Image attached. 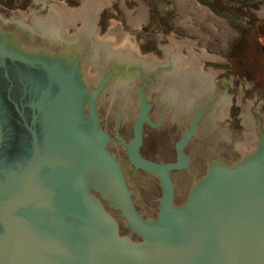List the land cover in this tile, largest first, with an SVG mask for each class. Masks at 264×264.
<instances>
[{"label":"water","instance_id":"obj_1","mask_svg":"<svg viewBox=\"0 0 264 264\" xmlns=\"http://www.w3.org/2000/svg\"><path fill=\"white\" fill-rule=\"evenodd\" d=\"M98 3L75 41L0 15L3 27L17 23L54 43L46 47L34 34L4 27L24 51L61 57L48 73L51 81L63 79L67 99L56 106L45 90L36 102L39 110L48 102L47 152L39 157L35 144L28 165L8 181L0 205V264H264V96L258 82L235 91L207 74L180 69V50L190 43L172 38L163 64L101 43L82 44L94 42ZM99 50L110 54V69L118 68L109 74L110 84L101 83L102 107L96 106L97 93L88 92L78 74L80 84L67 78L64 67L73 74L80 56L91 76ZM131 70L134 81L125 84L130 89L124 100L113 101L110 88L125 83ZM235 94L243 126L238 133L224 123L232 121ZM43 166L62 189L54 204L33 188L25 192L29 176ZM13 209L20 221L14 215L15 232Z\"/></svg>","mask_w":264,"mask_h":264},{"label":"rangeland","instance_id":"obj_2","mask_svg":"<svg viewBox=\"0 0 264 264\" xmlns=\"http://www.w3.org/2000/svg\"><path fill=\"white\" fill-rule=\"evenodd\" d=\"M94 1L0 0V15L33 25L41 22L47 29L73 37L83 21L79 18L67 21L68 16L62 15L59 18L62 22L53 24L51 12L58 11L56 6L87 11ZM109 3L99 8L98 20L94 18L91 31L94 40L103 42L101 39L107 36L117 48L127 43L128 38L137 49L138 57L154 64L164 63L170 52L167 49L173 46L172 39L189 42L197 58H201V54H207L208 58L201 59L199 64L189 63L184 60L190 56L187 49L181 48L180 69L210 74L235 91H245L258 82L264 96V0H111ZM20 13L24 16H19ZM95 27L101 30L100 34L93 31ZM111 49L115 50L113 46ZM148 56L149 59H145ZM231 103L229 118L232 121L225 119L224 123L238 133L243 126L240 125L242 118H237L241 108L235 106L236 94ZM259 113L264 115V107Z\"/></svg>","mask_w":264,"mask_h":264},{"label":"flooded vegetation","instance_id":"obj_3","mask_svg":"<svg viewBox=\"0 0 264 264\" xmlns=\"http://www.w3.org/2000/svg\"><path fill=\"white\" fill-rule=\"evenodd\" d=\"M0 27H2V29H0L1 205L3 197L8 190L9 179L13 175H18L28 165L35 151L34 145L36 144L37 146L39 157L45 156L47 152L48 132L45 126V114L48 111V102H45V106L42 110H39L36 104L37 100L42 96L41 93L45 90H49L50 93L48 95V101L51 103L56 101V106H60L61 103L64 104V102H67L65 101L67 99H65L64 95L61 93V86L63 84L61 80L63 79L51 81L50 75L48 73V70L53 66L52 61H60L62 60L61 57L49 55L46 53V51L43 53L27 52L24 51L21 46L15 45L13 42L15 37L7 34L8 31L6 32L4 27L15 28L18 31H24L25 33L31 34L27 32L26 28L19 26L17 23H5L4 27L2 25ZM83 31H79V33L74 35L71 40H79L83 34ZM99 31L100 34L101 30L99 29ZM32 34H34V37L38 39L43 46H50L51 43L54 44L53 42L49 43V41L37 33L32 32ZM100 43L103 44L100 41L98 42L97 39L94 40V42L91 39H84L82 44H85L89 47H92L93 45H99L98 47L102 48ZM95 54L94 60L96 64L94 66L98 68V71L94 72L91 76L87 75L85 71L86 68L82 65L81 58L79 56L76 58V67L73 74L71 73L72 71L67 68V66H64L66 69L65 76H69V78L73 77L71 78L72 81L78 82L77 77H75L78 74L80 79L79 82H82L83 85H85L86 90L88 92L91 90L93 92L95 91L94 93H97L98 99L96 101V106L102 107L101 102L106 100L102 99L103 92L100 89L101 83L103 81L109 83V74H112V72L116 74L118 68L113 66V68L110 69L107 62L110 60V54H107L105 50H99L97 53L95 52ZM33 55L39 57L40 61L38 62L34 60V58H31ZM104 70L106 73L105 76L103 74ZM132 70L128 76L125 75V83H123L121 86L117 84L116 81L113 83V87L110 88L112 89V94H107L109 97L112 96L113 101L124 100L127 91L130 89L125 84H130L134 81L133 76H131ZM142 73V69L138 68V75ZM116 79L117 77L115 80ZM105 103L108 104L109 99L107 102H104V104ZM105 106L110 108L111 104L110 106L109 104ZM97 112L99 113L98 117L99 123L101 125L104 123L103 117L100 120V114L102 112H100L98 108ZM53 113L56 114V111ZM62 114H64V112H62ZM104 114L107 116L110 115V109H106ZM118 124L120 125L119 121L117 122L115 129L119 128ZM53 179L54 178L50 173V169L47 166L39 167L35 169V171L29 176L27 184L25 185V192L33 188L34 192L40 191L44 193L47 199L52 202L51 204H54V201H52L53 197H55L57 193L60 195L59 192L62 189L53 185ZM15 208H17V205L14 207V209ZM14 209L9 220L15 232L16 225L14 221V215L15 220L19 223L20 221L17 219ZM3 233V227L0 223V242L3 237Z\"/></svg>","mask_w":264,"mask_h":264},{"label":"bare ground","instance_id":"obj_4","mask_svg":"<svg viewBox=\"0 0 264 264\" xmlns=\"http://www.w3.org/2000/svg\"><path fill=\"white\" fill-rule=\"evenodd\" d=\"M111 0H101L100 1V4L97 6V10H96V14H95V16H97V12H99L100 10H99V8H101V7H104V6H106V3H109ZM110 4V3H109ZM62 7V6H61ZM68 9V8H67ZM81 10V9H80ZM80 10H76V11H70L69 10V12H65V11H61L60 9H58V11L56 10V11H54V12H51V22L54 24V22L58 25V24H60L62 21L59 19V18H61V16L63 15L65 18H66V16H68V19H66L67 21H69V20H71V19H74V21L75 20H77L78 21V18H79V20H81V21H83V23L85 22V20H86V18L88 17V15H89V12H90V10H82V11H80ZM103 10V9H102ZM102 12V11H101ZM100 14V13H99ZM131 14V13H130ZM138 16V15H137ZM136 16V17H137ZM141 16V15H140ZM143 16V15H142ZM99 17V16H98ZM97 17V18H98ZM128 17H130V16H128ZM81 18V19H80ZM131 18V17H130ZM134 18V17H133ZM140 17H139V21H140ZM45 20V19H44ZM130 20V19H129ZM72 21V20H71ZM138 21V20H137ZM132 22H134V20L132 21ZM42 23L41 22H36V25H38V26H41V27H44V26H42L41 25ZM68 24V23H67ZM66 24V25H67ZM71 25H73L72 23H70ZM135 24V23H134ZM137 24V23H136ZM135 24V25H136ZM139 25V24H138ZM44 28H46V27H44ZM140 28V27H139ZM49 29V28H48ZM53 29V28H52ZM67 30V29H66ZM55 31V30H54ZM96 33V32H95ZM97 40H100V39H97ZM101 40H103V42L102 43H104V45L105 46H110V48H111V46H113V48L116 50V51H119L120 53H123V54H125V55H129V56H132V57H137V58H139L138 57V52H137V49L135 48V46L133 45V44H131L129 41H128V38H126V41H127V43H125L124 42V44H122V46H119V47H115V45L112 43L113 42V39H109V38H107V36L104 38V39H101ZM172 44H173V41L171 42ZM192 47V44H190L189 45V47H183V48H186L187 49V52L189 53V59H184L185 61H189V63H196V64H199V62L201 61V59H205V58H208L207 57V54L205 55V54H201V58H197L196 57V53L192 50V49H190ZM171 47L170 48H168L167 49V51L169 50V51H171ZM182 50V49H181ZM169 53V52H168ZM187 53V54H188ZM167 54V53H166ZM149 59V56L148 57H145V59ZM140 59H143V58H140ZM211 59V58H210ZM144 60V59H143ZM212 60H214V59H212ZM208 61V60H207ZM158 63V62H157ZM188 63V64H189ZM183 64V63H182ZM185 64V63H184ZM195 64V65H196ZM189 66H190V64H189ZM188 67V66H187ZM214 74V73H213ZM210 75V74H209Z\"/></svg>","mask_w":264,"mask_h":264}]
</instances>
